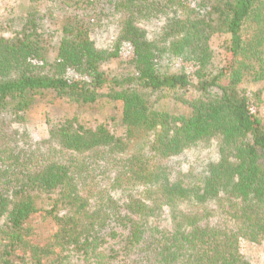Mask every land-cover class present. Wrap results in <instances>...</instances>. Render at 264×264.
Returning a JSON list of instances; mask_svg holds the SVG:
<instances>
[{"label":"trees","instance_id":"trees-1","mask_svg":"<svg viewBox=\"0 0 264 264\" xmlns=\"http://www.w3.org/2000/svg\"><path fill=\"white\" fill-rule=\"evenodd\" d=\"M0 35V264H249L264 239V0H40ZM226 35L213 63L209 41ZM131 50L128 71L103 65ZM121 105L32 137L40 97ZM169 104V105H168ZM264 264V262H263Z\"/></svg>","mask_w":264,"mask_h":264},{"label":"rangeland","instance_id":"rangeland-1","mask_svg":"<svg viewBox=\"0 0 264 264\" xmlns=\"http://www.w3.org/2000/svg\"><path fill=\"white\" fill-rule=\"evenodd\" d=\"M36 10L43 15L46 27L53 34L52 45L48 52V58L53 59L57 54L60 35L57 31L59 15L58 10L51 4L40 0H0V35L9 37L20 29L23 16L27 11ZM226 35H213L209 41L213 53V63L219 64L223 55ZM131 50L124 45L117 58L108 61L103 69L112 74H121L128 71ZM251 92L261 91L259 101L260 116L264 123V81L256 85L247 86ZM169 105V104H168ZM121 105L119 102L109 103L106 98H99L97 102L79 105L67 99L59 98L54 93H48L37 99L25 113L26 126L32 137L42 139L47 136V120L59 122L63 119L75 118L77 121L94 128L103 123L115 135H123L124 128L120 122ZM241 252L248 259L249 264H263L264 239L259 244L249 242L241 243Z\"/></svg>","mask_w":264,"mask_h":264}]
</instances>
